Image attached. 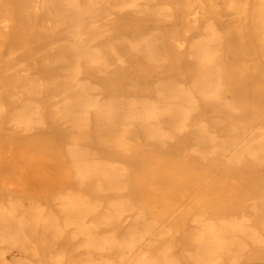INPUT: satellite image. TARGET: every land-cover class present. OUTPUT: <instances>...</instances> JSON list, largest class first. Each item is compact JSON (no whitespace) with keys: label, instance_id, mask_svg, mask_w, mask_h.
Masks as SVG:
<instances>
[{"label":"bare ground","instance_id":"1","mask_svg":"<svg viewBox=\"0 0 264 264\" xmlns=\"http://www.w3.org/2000/svg\"><path fill=\"white\" fill-rule=\"evenodd\" d=\"M221 3L223 15L235 17L206 10ZM179 8L181 37L168 26ZM145 15L167 25L129 32L118 24ZM16 20L51 33L48 45L30 56L26 42L13 44ZM246 34L258 55L247 62L236 54ZM126 53L156 73L143 79V91L127 82L110 93L99 78L123 71L133 61ZM171 55L189 74H165ZM250 70L251 96L240 85ZM263 95L264 0H0V127L65 135H52L61 177L40 181L44 193L27 192L18 175L0 178V264H263L248 253L264 247V189H208L166 221L127 194L126 161L104 155L186 137L183 157L264 163ZM153 188L165 207L180 190ZM235 200L247 204L231 209Z\"/></svg>","mask_w":264,"mask_h":264},{"label":"rangeland","instance_id":"2","mask_svg":"<svg viewBox=\"0 0 264 264\" xmlns=\"http://www.w3.org/2000/svg\"><path fill=\"white\" fill-rule=\"evenodd\" d=\"M237 9H241V7L239 6ZM206 10L210 12V15L216 17L217 14H213L214 10L222 12L223 15L225 9L221 3L217 9L206 6ZM226 15H223L221 18L235 17L230 14ZM175 16L177 21L170 23L168 26L179 27V36L181 37L183 35V32L180 31L182 24L179 21V18H181V8L175 12ZM118 24L120 26H126L129 32H136L137 29L167 25L166 22L154 21L147 15L139 18L126 16L119 19ZM246 25V23L242 24L243 27H246ZM12 37L13 44L18 43L21 45L24 42L28 44L32 51H30V56H34L35 49L45 48L50 38H52L51 33L46 36V33L36 26L21 25L18 21ZM245 39L247 42H245V49L235 50L238 57L247 62L253 58L256 59L258 55L253 52L254 50L247 34L245 35ZM38 42L40 44L35 47V44ZM25 49H27V46H25ZM126 57L133 58V61L129 62L127 67L123 68V71H115L112 75L99 78L101 84L110 93L126 90L129 87L127 82L131 84L137 82L138 85L135 86V91H143V79L149 77L150 74L156 73L153 70V66L146 63L142 58L134 59V57L127 53ZM176 57L178 55H171V61L165 64V74H189V65L180 63L182 61L177 63V60L174 61ZM257 64L260 65L259 62ZM245 73L247 78L242 79L240 85L244 86L248 95L251 96L255 94V90L251 89L253 78L256 75L251 70ZM236 94L238 100L241 101L243 91L237 89ZM262 98L264 99V95ZM40 99L46 102L48 95H43ZM242 119L239 121L241 122ZM53 133H56L60 137L61 135L63 138L65 137L57 129L53 130L49 128L25 134L19 131L5 130L0 127V178L5 176L13 179L18 175L24 180V188L27 192H36L38 194L45 192V188L40 181L48 180L52 182L60 180L59 167L61 155L58 145L52 138ZM187 140L186 137H178L177 142L175 141L166 148L136 142L134 144V148L137 149L136 152L129 154L108 152L104 153V155L119 157L126 161L129 165V174L127 177L129 188L127 194L133 198H140V196L144 198L146 207L157 211V213H163V216L158 218L166 221L170 220L176 214L179 215L184 209L191 208L196 203L197 198L208 194V192H205L208 189L216 188L217 194L220 196H225L226 190L232 187L240 191L241 195L248 194L249 191H254L251 196L257 192H263L264 163L246 161L240 165H233L224 163L221 159L215 157L204 161L192 157H183V152L180 148L184 146ZM40 155L45 157L43 163L41 160L36 159ZM148 163L153 165L151 169L148 167ZM220 181H225L226 183L221 184L219 183ZM232 181H235V184ZM154 185H158L161 188L175 185L180 190L178 193L170 196V205L165 207L164 202L160 200L159 196L157 198L158 193L155 192ZM246 204V202L237 200L232 204L234 207L231 209L243 208V205ZM179 225L180 228H184L185 226L181 221ZM186 237L182 234H175L173 239L176 243L186 244L187 241L184 239ZM248 258L254 261H261L264 264V247L251 249L248 253Z\"/></svg>","mask_w":264,"mask_h":264}]
</instances>
